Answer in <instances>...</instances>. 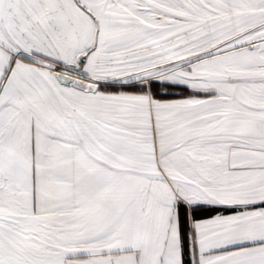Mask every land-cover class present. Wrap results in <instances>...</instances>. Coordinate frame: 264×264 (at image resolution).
Wrapping results in <instances>:
<instances>
[{"label":"snow or ice","instance_id":"snow-or-ice-1","mask_svg":"<svg viewBox=\"0 0 264 264\" xmlns=\"http://www.w3.org/2000/svg\"><path fill=\"white\" fill-rule=\"evenodd\" d=\"M0 264H264V0H0Z\"/></svg>","mask_w":264,"mask_h":264}]
</instances>
